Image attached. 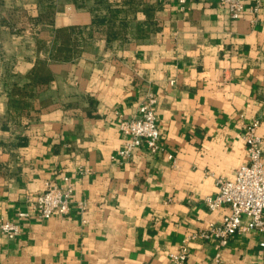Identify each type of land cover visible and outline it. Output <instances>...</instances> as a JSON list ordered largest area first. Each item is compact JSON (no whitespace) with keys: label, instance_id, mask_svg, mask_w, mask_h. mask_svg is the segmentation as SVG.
Returning a JSON list of instances; mask_svg holds the SVG:
<instances>
[{"label":"crops","instance_id":"0c3cea01","mask_svg":"<svg viewBox=\"0 0 264 264\" xmlns=\"http://www.w3.org/2000/svg\"><path fill=\"white\" fill-rule=\"evenodd\" d=\"M96 1L0 0V223L21 228L0 231V264H176L186 242L187 264H264L257 229L191 238L229 212L205 198L248 161L246 125L264 136V0L238 18L217 0H116L103 30ZM148 92L161 150L123 157L119 123ZM65 177L70 212L38 216Z\"/></svg>","mask_w":264,"mask_h":264},{"label":"built area","instance_id":"2783aa9c","mask_svg":"<svg viewBox=\"0 0 264 264\" xmlns=\"http://www.w3.org/2000/svg\"><path fill=\"white\" fill-rule=\"evenodd\" d=\"M181 8H184L188 0H178ZM229 7L233 18H238L244 11V0H217ZM263 0H256L257 6ZM257 9V8H256ZM158 97L153 92H148L140 104L137 113L129 117H122L119 123L124 136L123 146L119 154L123 157H131L135 150L146 144L152 154L161 150V133L156 116ZM261 119L256 118L245 127L243 140L246 144L248 161L239 166L230 177L217 178V192L209 195L205 201L209 209L217 210L226 205L229 212L219 222H212L208 228L195 233L191 238L216 239L220 247L225 246L229 240L239 232H247L257 229L263 233L261 245L264 246V136L258 133ZM174 159L173 154L168 155ZM66 183L61 185L54 179L46 182V188L39 194L33 204L38 216L50 218L55 213L66 215L70 212L74 195L75 183L69 178H64ZM80 207L84 209L86 202L81 201ZM27 211H20L19 216L26 217ZM0 231L8 238L17 237L20 225L3 221L0 223ZM190 249L187 242L181 246L177 254L172 255L176 264H187Z\"/></svg>","mask_w":264,"mask_h":264},{"label":"trees","instance_id":"16d2710c","mask_svg":"<svg viewBox=\"0 0 264 264\" xmlns=\"http://www.w3.org/2000/svg\"><path fill=\"white\" fill-rule=\"evenodd\" d=\"M127 0H125L124 2H126ZM79 0H75V3L77 5H84L85 3H79ZM124 3H122L123 5ZM114 6L113 4L107 2V0H97L95 2V6L92 7L94 14V19H93V26H95L97 28V30H103L104 26H107L109 20H111V12L113 11ZM103 10L106 11V13H103ZM116 10V9H115ZM120 12H122V10H120ZM116 15H119V12L117 11L115 13ZM72 33H82V30L80 28H72L71 29ZM68 49L65 48H61L60 49V56L61 55H67L69 51H67Z\"/></svg>","mask_w":264,"mask_h":264},{"label":"rangeland","instance_id":"374dc122","mask_svg":"<svg viewBox=\"0 0 264 264\" xmlns=\"http://www.w3.org/2000/svg\"><path fill=\"white\" fill-rule=\"evenodd\" d=\"M80 2L79 3H86V0H79ZM107 2H109V3H111V4H113V6H114V9H113V11L111 12V20H109V22H108V27H110V28H113V26H114V19H115V17L117 16L115 13L118 11L119 12V14L121 13L120 12V10H122V8H121V6H119L120 5V3L119 2H117L116 0H107ZM93 6H95L94 4H93ZM116 9V10H115ZM122 23V25H126L125 23H123V22H121Z\"/></svg>","mask_w":264,"mask_h":264}]
</instances>
